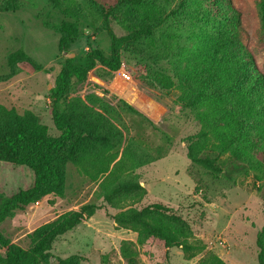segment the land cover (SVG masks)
Here are the masks:
<instances>
[{
	"label": "trees",
	"instance_id": "1",
	"mask_svg": "<svg viewBox=\"0 0 264 264\" xmlns=\"http://www.w3.org/2000/svg\"><path fill=\"white\" fill-rule=\"evenodd\" d=\"M67 16L100 20L111 40L110 53L93 47L86 53V63L66 58L51 89V112L58 136L50 135L48 126L34 111H18L0 102V160L26 165L34 172L32 184L0 200V222L40 198L63 196L67 162H76L91 179L104 175V199L120 207L113 214L118 227L137 232V240L123 239L122 256L129 264H138L139 245L156 237L165 247L181 249L186 258L205 251L206 244L195 236L189 222L161 202L141 208H124V198L140 200L146 193L144 183L122 179L121 173L130 159L127 151L117 160L109 153L114 146L110 136L115 127L106 124L102 115L70 99L69 92L77 81L85 82L90 70L102 68L115 72L122 64V54L129 53L145 64V80L171 89L176 79L193 89L186 106L195 111L202 129L188 137L187 154L200 165L224 171L216 165L217 156L228 153L247 168L264 171V73L257 67L252 51L244 41L240 12L231 0H115L106 6L97 0L88 4L80 0H49ZM22 0H0V11H12ZM264 20V0H259ZM126 33L119 35L109 24L115 10ZM95 11L93 14H90ZM97 14L99 18L95 17ZM60 34L58 47L68 49L79 35L75 20L64 19L55 26ZM9 70L0 73V82L20 72L22 66L45 69L23 46L7 55ZM104 128L105 131L98 130ZM213 151L215 156L204 154ZM226 174L235 180L231 173ZM107 183V185H106ZM109 183V184H108ZM114 183L113 186L111 184ZM1 198V195H0ZM100 204L85 203L42 223L31 233V246L25 248L0 231V264H47L56 237L86 221ZM258 264H264V224L257 235ZM2 249V250H1ZM86 257L72 254L60 257L57 264H81ZM200 264H229L214 252H208Z\"/></svg>",
	"mask_w": 264,
	"mask_h": 264
},
{
	"label": "rangeland",
	"instance_id": "2",
	"mask_svg": "<svg viewBox=\"0 0 264 264\" xmlns=\"http://www.w3.org/2000/svg\"><path fill=\"white\" fill-rule=\"evenodd\" d=\"M80 1L88 4L91 0ZM97 1L108 7L115 0ZM231 1L240 12L244 41L264 73V20L259 0ZM119 18L116 9L109 24L123 35L126 30ZM64 19L78 23L79 35L68 49L60 50V34L53 26ZM90 19L67 16L49 0H22L18 9L0 11V73L9 70L8 53L21 46L45 68L22 66L12 78L0 82V102L20 112L34 111L53 136L61 131L51 112V89L66 58L85 64L86 53L93 47L110 53V37L100 30L104 25L100 20L93 24ZM69 52L74 54L68 56ZM144 73V62L124 52L118 70L92 69L85 82L74 78L69 92L71 100L88 105L82 106L84 110H91L96 117L100 113L107 125L115 127V134L110 136L114 146H109L108 152L117 153L118 160L127 151L130 159L122 179L140 180L147 188L140 200L124 198V208L161 202L186 219L195 236L206 244L205 251L186 258L181 249H167L161 239L151 237L139 245L138 264H200L208 252L218 254L229 264H258L257 235L264 224V171L247 168L228 153L215 160L224 171L193 162L187 154L188 137L203 126L195 111L186 106L193 89L182 85L178 78L171 89L161 88L147 82ZM204 154L216 155L213 151ZM259 157L264 161V154ZM103 179L104 175L91 179L76 162H67L64 195H46L16 209L0 222V231L29 248L30 233L36 227L94 202L102 207L55 238L47 264H57L60 257L75 253L86 257L81 264H129L121 254V241L137 240L138 234L115 224L111 216L121 208L105 201ZM33 180L34 172L28 166L0 160V200L30 186Z\"/></svg>",
	"mask_w": 264,
	"mask_h": 264
},
{
	"label": "water",
	"instance_id": "3",
	"mask_svg": "<svg viewBox=\"0 0 264 264\" xmlns=\"http://www.w3.org/2000/svg\"><path fill=\"white\" fill-rule=\"evenodd\" d=\"M74 54V52H69V53H67V55L69 56V55H73Z\"/></svg>",
	"mask_w": 264,
	"mask_h": 264
},
{
	"label": "built area",
	"instance_id": "4",
	"mask_svg": "<svg viewBox=\"0 0 264 264\" xmlns=\"http://www.w3.org/2000/svg\"><path fill=\"white\" fill-rule=\"evenodd\" d=\"M38 202V201H37Z\"/></svg>",
	"mask_w": 264,
	"mask_h": 264
}]
</instances>
